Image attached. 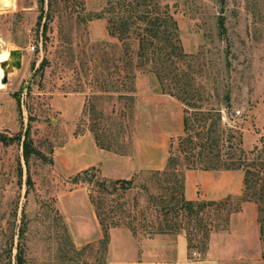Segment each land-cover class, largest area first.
I'll return each instance as SVG.
<instances>
[{
	"label": "rangeland",
	"instance_id": "rangeland-1",
	"mask_svg": "<svg viewBox=\"0 0 264 264\" xmlns=\"http://www.w3.org/2000/svg\"><path fill=\"white\" fill-rule=\"evenodd\" d=\"M164 1L186 54L176 62L166 57L139 61L137 39L128 38L124 50L122 41L108 33L106 17H93L106 0H12L10 6L0 7V264H15L19 245L26 264H108L98 240L81 245L73 241L59 196L86 185L71 181L75 173H64L56 150L87 130L92 134L93 125L109 135L113 148L123 145L121 155H131L134 139L149 132L150 112L147 103L140 102L143 95H165L167 89L187 97L194 104L178 102L192 133L204 122L215 123L219 113V129L212 137L219 141L222 156L233 143L246 151L263 149L264 161V0ZM219 17L224 19L223 30ZM11 49L21 51L20 67L8 69L3 83L1 63ZM70 106L79 111L65 120ZM221 128L229 134L221 137ZM19 133L18 141L14 137ZM26 133L34 149L28 167L21 145ZM172 141L171 152L179 155L174 150L178 136ZM148 171L136 172V186L119 198L93 187L94 196L104 197L108 205H115L116 197L130 214L118 212L115 217L131 221L142 235L163 222L140 188ZM150 192L156 193L155 188ZM235 202L230 199L232 207ZM239 207L223 229L216 226V213L204 212L211 229L207 249L201 253L200 241L192 240L197 246L189 251L191 258L209 254L215 264H264L259 205L250 200ZM183 226L172 234L186 237Z\"/></svg>",
	"mask_w": 264,
	"mask_h": 264
},
{
	"label": "trees",
	"instance_id": "trees-1",
	"mask_svg": "<svg viewBox=\"0 0 264 264\" xmlns=\"http://www.w3.org/2000/svg\"><path fill=\"white\" fill-rule=\"evenodd\" d=\"M93 17H106L108 33L122 41L124 50L128 47V38L137 39V57L139 61L145 59V61L157 62L159 58L166 57L171 59L172 62H176L186 56L178 37V26L168 4L164 0H106L103 10L94 13ZM223 21V17H219L218 25L222 30L224 28ZM46 27L47 25L43 24L42 31H45ZM155 76L162 82V78L157 71H155ZM162 92L174 96L185 105L194 104L184 95L169 92L167 89ZM183 112L184 134L178 136L179 144L174 148L179 155L171 152V149H173L172 141L168 150L165 168L162 170H149L147 180L140 183L141 190L146 194L147 203L154 207L156 213L162 216L160 219L163 221L160 222L157 230L147 231V235L151 236L153 233H180L179 231L182 230L180 227L184 224L183 230L186 235L188 250L190 251L197 246L192 243V240H198L200 241L199 251L205 253L209 238L208 234L211 229L204 222V212L210 209L216 213L215 216L219 219L216 226L221 224L223 229L228 224L229 214L237 211L241 202L251 200L259 205L258 232L264 257V161L263 155H261L263 149L254 147L246 151L238 144L234 146L232 143L226 149L227 155L224 157L221 153L219 141L214 136L212 137V132L219 129V123L217 122L221 119L220 114L217 113L215 123L214 121L208 124L204 122L200 128L192 133L186 110ZM90 131L98 147L119 154L125 153L122 144H117L116 148H113L114 142L105 132L99 133L93 125L90 127ZM218 133L222 137L223 133L229 134V131L221 128ZM21 136L22 134L19 133L14 138L19 141ZM229 138L231 137L229 136ZM21 145L22 156L28 167L31 151H34V149L31 147L27 133ZM38 153L36 152V154ZM185 169L242 170V194L233 197L228 195L219 200L201 198L187 200L183 195V171ZM18 171L19 174H22L20 164ZM137 174L128 179H108L101 175L96 166H89L76 172L71 177L73 183L86 185L90 202L94 206L102 230L103 236L98 242L105 251L107 250L109 229L111 227L125 226L134 234L136 228L131 224V221L122 222L119 217H115L118 212L125 216L130 214L122 207V203L118 202L116 197H113L115 205H108L104 197L94 196L93 187L97 188L99 192L118 197V195H122L136 186L135 177ZM27 180L30 181L29 174H27ZM151 186L155 188L156 193L150 192ZM231 198L236 200L233 207L230 205ZM133 205L134 208L137 207L136 200ZM134 216L132 215L130 220H134ZM188 224L191 227H187ZM63 226L66 228L65 223ZM15 259V264H26L22 245L18 246Z\"/></svg>",
	"mask_w": 264,
	"mask_h": 264
},
{
	"label": "crops",
	"instance_id": "crops-1",
	"mask_svg": "<svg viewBox=\"0 0 264 264\" xmlns=\"http://www.w3.org/2000/svg\"><path fill=\"white\" fill-rule=\"evenodd\" d=\"M140 102L147 103L150 112L149 132L134 139L131 155L98 147L87 130L56 150V160H59L64 173L71 175L95 165L108 179H128L140 170L164 169L172 139L183 133V109L178 99L167 93L143 95ZM74 109L71 106L66 108L68 116L64 117L65 120L74 118L73 115L79 111ZM242 184L243 173L239 169L183 171V195L187 200H219L226 195H238L242 192ZM59 204L77 245L102 238V230L85 187L78 186L61 194ZM214 235L217 237L216 233L212 237ZM106 254L108 264H215L209 259V254L203 259L191 258L183 234L148 236L134 234L125 226L109 229Z\"/></svg>",
	"mask_w": 264,
	"mask_h": 264
},
{
	"label": "water",
	"instance_id": "water-1",
	"mask_svg": "<svg viewBox=\"0 0 264 264\" xmlns=\"http://www.w3.org/2000/svg\"><path fill=\"white\" fill-rule=\"evenodd\" d=\"M22 53L19 49H11L9 50V58L8 60L1 63L3 68L4 74L2 77V82L5 83L7 79L8 69L12 68H19L20 67V60H21Z\"/></svg>",
	"mask_w": 264,
	"mask_h": 264
},
{
	"label": "bare ground",
	"instance_id": "bare-ground-1",
	"mask_svg": "<svg viewBox=\"0 0 264 264\" xmlns=\"http://www.w3.org/2000/svg\"><path fill=\"white\" fill-rule=\"evenodd\" d=\"M12 4V0H0V7H8ZM8 60V56L5 57ZM2 72V69H0V73Z\"/></svg>",
	"mask_w": 264,
	"mask_h": 264
},
{
	"label": "built area",
	"instance_id": "built-area-1",
	"mask_svg": "<svg viewBox=\"0 0 264 264\" xmlns=\"http://www.w3.org/2000/svg\"><path fill=\"white\" fill-rule=\"evenodd\" d=\"M31 49L33 50V47H31ZM238 112V111H237Z\"/></svg>",
	"mask_w": 264,
	"mask_h": 264
}]
</instances>
